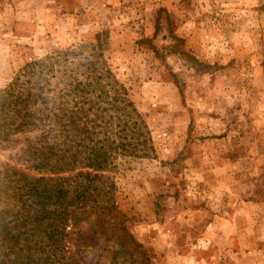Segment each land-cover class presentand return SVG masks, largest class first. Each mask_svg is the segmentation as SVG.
Returning a JSON list of instances; mask_svg holds the SVG:
<instances>
[{
	"label": "rangeland",
	"instance_id": "1",
	"mask_svg": "<svg viewBox=\"0 0 264 264\" xmlns=\"http://www.w3.org/2000/svg\"><path fill=\"white\" fill-rule=\"evenodd\" d=\"M19 95L1 172L119 112L151 139L103 172L142 264H264V0H0V127Z\"/></svg>",
	"mask_w": 264,
	"mask_h": 264
},
{
	"label": "trees",
	"instance_id": "2",
	"mask_svg": "<svg viewBox=\"0 0 264 264\" xmlns=\"http://www.w3.org/2000/svg\"><path fill=\"white\" fill-rule=\"evenodd\" d=\"M5 100L15 126L1 124L0 143L37 127L20 106L22 95L14 105ZM116 104L102 109L115 110ZM77 111L70 119L54 120L60 121L58 138L31 152V165L0 171V264H101L108 252L113 263H143L141 245L120 216L103 172L117 155L143 157L151 139L141 132L138 119L132 128L119 112L107 110L104 122L96 124L88 116L82 122ZM40 136L46 137L45 132Z\"/></svg>",
	"mask_w": 264,
	"mask_h": 264
}]
</instances>
